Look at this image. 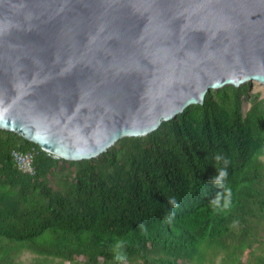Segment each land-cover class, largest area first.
Segmentation results:
<instances>
[{"label":"trees","instance_id":"obj_1","mask_svg":"<svg viewBox=\"0 0 264 264\" xmlns=\"http://www.w3.org/2000/svg\"><path fill=\"white\" fill-rule=\"evenodd\" d=\"M251 84L81 161L0 129V264L25 252L30 264H264V100L244 111ZM15 151L35 153V175Z\"/></svg>","mask_w":264,"mask_h":264},{"label":"water","instance_id":"obj_2","mask_svg":"<svg viewBox=\"0 0 264 264\" xmlns=\"http://www.w3.org/2000/svg\"><path fill=\"white\" fill-rule=\"evenodd\" d=\"M247 82L264 84V0H0V129L53 159Z\"/></svg>","mask_w":264,"mask_h":264},{"label":"rangeland","instance_id":"obj_3","mask_svg":"<svg viewBox=\"0 0 264 264\" xmlns=\"http://www.w3.org/2000/svg\"><path fill=\"white\" fill-rule=\"evenodd\" d=\"M247 83H250V82H247ZM245 83V84H247ZM251 86L249 87V92H248V95L244 96L243 100V107H244V111L246 112L249 108H250V103H249V95L251 96H256L258 95L259 99L260 100H264V84H260L258 82H251ZM244 85V84H243ZM242 86V85H241ZM264 159V157H263ZM34 258H35V255L30 253V252H25L23 255H22V262L24 264H30L31 262L34 261ZM83 261V260H81ZM59 263V260H57L55 262V264H58ZM69 264V263H68Z\"/></svg>","mask_w":264,"mask_h":264},{"label":"built area","instance_id":"obj_4","mask_svg":"<svg viewBox=\"0 0 264 264\" xmlns=\"http://www.w3.org/2000/svg\"><path fill=\"white\" fill-rule=\"evenodd\" d=\"M14 159L19 167V169L27 173L29 175H35V169H34V159H35V153L33 151L31 152H20L15 151L13 153Z\"/></svg>","mask_w":264,"mask_h":264},{"label":"clouds","instance_id":"obj_5","mask_svg":"<svg viewBox=\"0 0 264 264\" xmlns=\"http://www.w3.org/2000/svg\"><path fill=\"white\" fill-rule=\"evenodd\" d=\"M147 135H148V134H147ZM223 175H225V173H221V176H223ZM172 192H176V189L173 188V189L171 190V193H172Z\"/></svg>","mask_w":264,"mask_h":264}]
</instances>
